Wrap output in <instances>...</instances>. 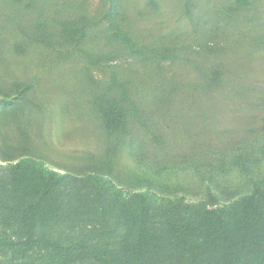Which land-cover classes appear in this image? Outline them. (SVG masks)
Wrapping results in <instances>:
<instances>
[{
	"label": "rangeland",
	"instance_id": "374dc122",
	"mask_svg": "<svg viewBox=\"0 0 264 264\" xmlns=\"http://www.w3.org/2000/svg\"><path fill=\"white\" fill-rule=\"evenodd\" d=\"M116 1L0 0V187L26 158L71 175L51 239L108 250L125 198L154 230L206 208L229 222L247 196L264 210V0ZM89 175L116 188L96 199Z\"/></svg>",
	"mask_w": 264,
	"mask_h": 264
},
{
	"label": "trees",
	"instance_id": "16d2710c",
	"mask_svg": "<svg viewBox=\"0 0 264 264\" xmlns=\"http://www.w3.org/2000/svg\"><path fill=\"white\" fill-rule=\"evenodd\" d=\"M236 2L241 7L249 5L248 0ZM112 3L108 14L117 15L118 2ZM190 10L188 2L186 13L191 20ZM84 26L80 25L85 36ZM115 36L131 42L126 35ZM146 52L153 51L145 47L133 51L135 55ZM3 171L0 164V184ZM9 171L6 185L0 187V212L14 240L9 244L6 232L0 233V264H264V210L254 195L241 200L229 222L222 210L206 208L182 220L170 219L161 230L149 225L143 195L136 196L140 204L125 198L120 206L125 233L119 245L108 250L85 242L63 245L51 239L49 227L61 212L56 193L69 184L71 175L46 171L30 158L13 164ZM86 181L101 201L116 188L110 179L98 175H89ZM3 250L11 251L12 258Z\"/></svg>",
	"mask_w": 264,
	"mask_h": 264
}]
</instances>
